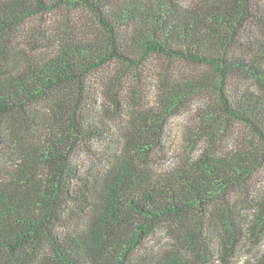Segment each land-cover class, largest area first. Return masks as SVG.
I'll return each mask as SVG.
<instances>
[{"label":"trees","instance_id":"16d2710c","mask_svg":"<svg viewBox=\"0 0 264 264\" xmlns=\"http://www.w3.org/2000/svg\"><path fill=\"white\" fill-rule=\"evenodd\" d=\"M56 11L92 13L100 31L61 33L48 56L0 73V159L9 153L13 164L0 177V264L229 261L248 238L229 195L247 189L264 166L263 2L0 0V53L26 21ZM152 55L204 71L173 82L166 69L155 104L129 108L103 170L84 173L79 154L109 138L110 108L123 116L119 95ZM111 65V105L98 110L90 76ZM202 93L218 101L202 112L207 124L224 117L247 127L257 144L219 155L202 132L196 156L155 172L152 155L168 121ZM254 221L258 248L242 264H264V198ZM159 228L174 241L146 253Z\"/></svg>","mask_w":264,"mask_h":264},{"label":"rangeland","instance_id":"374dc122","mask_svg":"<svg viewBox=\"0 0 264 264\" xmlns=\"http://www.w3.org/2000/svg\"><path fill=\"white\" fill-rule=\"evenodd\" d=\"M183 1L192 4L195 0ZM261 2L264 4V0ZM84 29L89 32L100 31L92 13L56 11L47 15L34 16L18 30L14 45L6 50L7 53L5 55L0 53V73L3 75L25 62L48 56L55 49L54 40L61 33L72 30L74 33L78 31L83 34ZM166 69L172 72L173 82L198 77L204 71L202 67L184 61L167 60L156 55L149 56L148 60L140 67L139 73L130 75L131 88L119 95L122 110L125 112L123 116L110 108L112 115L108 116L111 131L109 138L93 141L91 145L94 152L84 149L79 154L80 167L84 173L91 170L94 172L103 170L107 159L117 152L121 125L124 123L127 113L132 111L129 108L137 106L138 103H141L143 108H149L155 104L157 86L161 84L162 77L166 76L164 74ZM113 73L114 67L111 65L90 76L92 92L97 95L96 98L100 102L98 110H105L111 105L109 96L105 93V85H108L106 82L112 75L116 76ZM217 102L216 94L202 93L194 97L184 110L168 121L161 145L152 155L151 165L155 172L161 173L170 170L182 164L188 157L196 156L205 145L198 139L202 136L200 135L202 132L206 134L208 142L213 145L219 155L228 154L248 144H257L253 133L239 123H225L224 117L220 116L211 119L209 124L202 119V112L207 104H217ZM191 141H196L193 150L189 148ZM12 166L8 153L0 159V177L12 169ZM263 198L264 166L254 176L247 189H238L228 198L232 205L231 209H233L232 215L238 219L240 214L243 216L246 228V233H244L248 236L246 243L240 245L239 250L229 261L224 262L222 258L217 257L207 264H242L246 258L250 257V252L258 248L250 227L255 222L258 204ZM173 241L171 234L165 228H159L147 239L144 251L146 253L164 252ZM260 241L263 247L264 237Z\"/></svg>","mask_w":264,"mask_h":264}]
</instances>
